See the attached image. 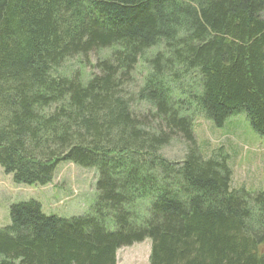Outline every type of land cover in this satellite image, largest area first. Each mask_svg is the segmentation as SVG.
<instances>
[{"label":"trees","instance_id":"16d2710c","mask_svg":"<svg viewBox=\"0 0 264 264\" xmlns=\"http://www.w3.org/2000/svg\"><path fill=\"white\" fill-rule=\"evenodd\" d=\"M263 13L264 0H0V167L28 185L61 162L98 172L89 215L12 204L0 264H116L145 239L149 264H264V192L231 190L226 157H202L193 133L196 115L221 127L244 113L264 137ZM105 49L85 83L59 73ZM177 137L180 162L157 155Z\"/></svg>","mask_w":264,"mask_h":264},{"label":"rangeland","instance_id":"374dc122","mask_svg":"<svg viewBox=\"0 0 264 264\" xmlns=\"http://www.w3.org/2000/svg\"><path fill=\"white\" fill-rule=\"evenodd\" d=\"M261 18H264V13L261 14ZM109 52L110 50L105 49L92 53L87 60L74 57L59 69V73L72 76L74 72H79L82 83H85L96 72L93 68L96 60L106 57ZM161 52H164L163 46L157 45L149 49L145 56L152 58ZM146 66L148 62L140 59L133 74L134 85H139L148 72ZM184 80L189 94H196L199 91V86L196 85L199 77L190 73ZM188 81L195 84L191 86ZM173 95L177 98V93ZM138 107L140 111L147 109L143 105ZM176 107L178 108V105ZM190 107L188 114L197 112L196 105L190 104ZM193 133L202 157L208 158L212 155L218 158L226 157L231 171V190L244 189L250 194L264 192V137L255 132L244 113L231 115L221 127H216L202 115H196L193 117ZM186 151V143L177 137L159 148L157 155L171 162H180ZM97 179L98 172L94 168H82L71 162H61L49 183L28 185L15 183L12 175L6 174L0 167V228L10 224L9 210L12 204L30 200L38 202L41 212L48 216L71 218L91 214L97 196L95 188ZM145 209L144 202L137 201L134 210L138 217L144 215ZM150 247L149 239L121 246L116 250V264H149Z\"/></svg>","mask_w":264,"mask_h":264}]
</instances>
